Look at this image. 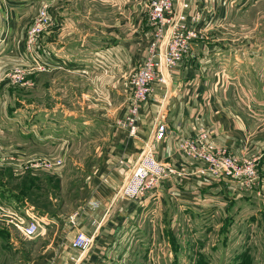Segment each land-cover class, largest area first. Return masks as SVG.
I'll use <instances>...</instances> for the list:
<instances>
[{
  "label": "rangeland",
  "instance_id": "obj_1",
  "mask_svg": "<svg viewBox=\"0 0 264 264\" xmlns=\"http://www.w3.org/2000/svg\"><path fill=\"white\" fill-rule=\"evenodd\" d=\"M147 1H138L143 22ZM133 2L74 0L69 6L88 9L81 16L91 22L114 23L122 17L125 23ZM256 35L251 32L248 38H258ZM241 40L235 42L232 54L222 46V54L209 63L205 76L218 84L217 92L229 103L231 113L243 119L252 134L264 138V46L253 45L251 52H244ZM18 67L25 69V76L16 83L5 80L0 84V149L7 156L0 162V203L23 217L67 218L80 206L82 212L95 211L85 204L94 200L89 198L91 189L104 171L114 135L119 134L111 121L119 118L124 103L121 84L106 89L118 81L129 82L134 68L124 67L120 81L111 71L103 72L104 76L65 71L38 75L41 71L17 60L9 70ZM20 155L64 156V164L54 172L22 171ZM230 184L231 194L204 189L196 199L167 193L141 204L127 200L123 209L126 221L115 232L110 244L115 250L107 264H264V195L240 192L239 186ZM129 203L139 209L130 210ZM101 208L102 204L97 210ZM66 231L62 220L53 219L43 234L28 238L21 226L3 217L0 264L41 262Z\"/></svg>",
  "mask_w": 264,
  "mask_h": 264
},
{
  "label": "crops",
  "instance_id": "obj_2",
  "mask_svg": "<svg viewBox=\"0 0 264 264\" xmlns=\"http://www.w3.org/2000/svg\"><path fill=\"white\" fill-rule=\"evenodd\" d=\"M72 1H51L50 13L55 24L40 37L37 52L41 61L51 64L49 59H52L54 62L48 70L37 72L38 75L58 71L101 75L111 71L113 77L121 81L124 67L135 68L142 64L150 41V29L146 19L145 22L140 21L139 0H134L128 6L130 17L125 23L122 17L114 23L86 20L81 15L89 10L69 6ZM40 2L0 0V43L3 41L0 44V74L16 64V60L27 67L34 64L33 58L26 52V40L28 28L37 14ZM198 3L208 18L212 17L214 24L207 28L203 42L195 46V54L169 73L168 83H158L149 99L140 102L136 135H130L129 128L118 124L126 115L132 100L131 84L126 80L118 81L113 86L115 88L106 89L114 90L121 84L119 90H124V103L119 118L111 121L119 128V134L114 135L104 171L100 173L98 181L95 180L97 182H94L96 184L90 192L89 198L99 200L102 208L82 212L84 215L80 216L77 225L65 220V215H55L56 219L64 222L67 231L56 239L57 242L52 243L54 246L48 248V256L36 264H74L71 257H77L79 251L72 249L70 244L80 229L97 233L92 249L82 256L78 264H107V259L115 250L110 246L115 232L126 221L123 209L127 200L118 197V190L127 179L145 143L153 138L158 120H165L170 131L167 139L156 144V154L161 160L174 163L183 172V176L178 180H166L147 199L167 193L196 199L201 198L198 193L201 195L204 189L216 194L232 193L233 187L228 180L197 173L202 163L184 155L180 145L183 137H197L201 131L206 130L212 144L226 147L238 155L251 156L264 150V138L252 134L245 121L231 113L229 103L217 92L218 84L205 76L209 63L218 61L222 54V46L228 49V53L233 52L235 42L240 39L244 41L240 46L244 52H251L253 45L264 46V0H192L191 14L195 12ZM251 32L257 33L258 38H248ZM113 153L115 157H111ZM239 188L237 191H250L263 196L264 172L256 188ZM206 200L213 201L209 198ZM129 204L130 210L139 209L133 203ZM55 232L57 238L58 231Z\"/></svg>",
  "mask_w": 264,
  "mask_h": 264
},
{
  "label": "built area",
  "instance_id": "obj_3",
  "mask_svg": "<svg viewBox=\"0 0 264 264\" xmlns=\"http://www.w3.org/2000/svg\"><path fill=\"white\" fill-rule=\"evenodd\" d=\"M51 1L41 0L37 18L27 34L26 52L33 58L34 63L29 67L38 71L48 70L54 62L52 59H49L51 64L41 61L40 54L37 52L39 36L47 27L55 24V19L49 10ZM192 9V0L147 1L146 24L150 29V41L142 64L132 69L129 74V83L133 89L132 100L126 115L118 121L119 125L129 128L132 136L138 132L137 118L140 102L149 99L158 83H168L169 73L195 54V46L203 42L207 28L214 24L212 17L208 18V14L203 11L204 8H201L199 3L194 8L195 12L191 14ZM25 74L23 67L6 70L0 74V84L5 80L16 83ZM155 127L153 138L145 143L127 179L119 188L118 197L141 204L166 180L171 178L178 180L183 176V172L174 163L165 162L156 154V144L167 139L170 131L168 123L165 120H158ZM180 145L184 155L202 163L197 169V173L202 176L225 179L235 186L250 189L264 172V150H259L251 156L238 155L226 147H216L212 144L206 130L201 131L197 137H183ZM6 157L0 149V162H4ZM19 157L18 167L22 171L41 169L54 172L64 164L62 157L24 158L21 155ZM87 206L97 210L101 202L94 199ZM81 215L82 209H78L75 213L69 214L66 219L70 224L77 225ZM3 217H6L8 223L21 226L28 238H36L43 234L47 225L56 219L48 215L36 216L35 214L23 217L6 210L0 203V219ZM93 223L95 224V220ZM96 233V231L90 233L80 229L72 239L71 248L79 251L77 257H71L74 264L80 263L82 256L92 249Z\"/></svg>",
  "mask_w": 264,
  "mask_h": 264
}]
</instances>
